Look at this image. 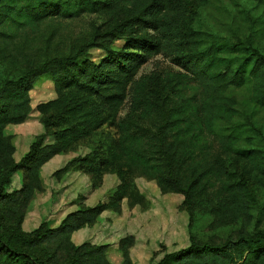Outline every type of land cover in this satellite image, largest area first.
I'll return each instance as SVG.
<instances>
[{"label":"trees","instance_id":"obj_1","mask_svg":"<svg viewBox=\"0 0 264 264\" xmlns=\"http://www.w3.org/2000/svg\"><path fill=\"white\" fill-rule=\"evenodd\" d=\"M211 1L0 0V63L15 73L0 80V264H110L107 246H76L71 235L104 211L120 212L123 200L129 208H146L132 182L135 176L181 195L191 219L206 210L213 229L232 227L225 236L191 234L188 247L157 264H264V214L254 215L255 191L264 189V151L254 145L252 128L237 121L241 111L249 118L264 112V54L250 42L218 41L193 29L189 7ZM257 1L264 6V0ZM85 16L101 24L67 52L58 46L61 38L52 43L53 34L40 35L50 21ZM119 39L124 45L115 50ZM93 49L104 53L99 62L85 58ZM157 55L170 57L184 72L137 77ZM43 75L51 76L57 97L38 110L51 113L46 128L59 130L52 133L53 143L38 139L14 163L3 129L24 122L31 111L29 92ZM124 106L128 111L119 118ZM107 123L115 137L97 154L71 160L65 170L84 171L94 186L104 172L114 171L119 185L113 194L69 213L55 228L41 223L24 233L26 209L33 194L42 191L39 169ZM19 170L24 184L6 191ZM131 245L132 237L119 240L121 264H132Z\"/></svg>","mask_w":264,"mask_h":264},{"label":"rangeland","instance_id":"obj_2","mask_svg":"<svg viewBox=\"0 0 264 264\" xmlns=\"http://www.w3.org/2000/svg\"><path fill=\"white\" fill-rule=\"evenodd\" d=\"M188 13V22L193 29L207 32L218 41L250 42L264 54V6L257 0H212L206 6L189 7ZM99 24V18L91 16L76 21L53 20L42 27L40 35L45 39L53 34L52 43L61 38L58 46L67 52L72 45L88 40L94 27ZM124 42L116 40L113 48L121 49ZM103 57L104 53L96 49L90 50L85 56L94 62H99ZM169 69L183 71L170 57L157 55L141 66L137 77ZM14 75L11 68L0 63V80ZM29 96L31 111L24 122L7 125L3 129V135L14 148L11 156L14 163H19L38 139L44 145L53 143L52 133L59 130V127L46 128L44 121L51 113L42 114L38 110L39 105L57 97L51 76L36 78ZM127 111V106H124L118 117H124ZM241 112L237 121L245 129L252 128L254 145L264 151V112L251 118L248 117V111ZM115 133L113 125L107 123L53 156L39 169L42 191L33 194L26 209L20 225L24 233H31L41 223L55 228L69 213L106 202L119 185L114 171L104 172L99 184L94 186L91 175L82 170H65V166L73 159L93 155L94 152L97 154L106 141L115 137ZM247 146V143H243V147ZM24 180V172L19 170L4 187L8 192L17 190ZM132 182L148 206L144 209L140 205L129 208L126 200H123L120 212L104 211L92 225L75 231L71 235L74 245L90 243L107 246L108 262L121 264L122 254L118 242L122 238L132 237L129 247L132 264H157L164 255L188 247L191 234L206 239L212 235L225 236L232 230L229 226L213 229L210 226L211 216L206 210H197L191 219L183 206V197L163 192L154 180L135 176ZM255 196L258 208L254 210V215L260 218L264 214V189L256 190Z\"/></svg>","mask_w":264,"mask_h":264}]
</instances>
